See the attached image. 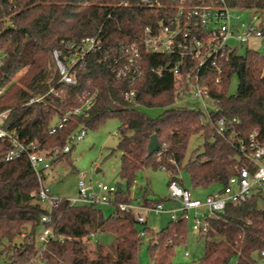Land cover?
I'll return each mask as SVG.
<instances>
[{
    "label": "trees",
    "instance_id": "1",
    "mask_svg": "<svg viewBox=\"0 0 264 264\" xmlns=\"http://www.w3.org/2000/svg\"><path fill=\"white\" fill-rule=\"evenodd\" d=\"M129 1L128 5L123 2ZM137 0H0V20H9L0 31V113L7 117L0 127L13 131L25 143L39 149L63 147L71 134L80 129H97L109 119H118L117 148L122 153L119 176L126 189L116 192L115 204L138 202L155 206L161 199L133 197V182L145 170L169 173L184 186L180 171L185 169L194 190L218 186L222 191L238 168H253L241 151V144L258 131L264 144V53L248 49L225 50L221 73L212 69L207 82L211 97L217 100L218 114L237 118V134L221 136L215 125L202 119V112L176 103L178 79L165 67L175 60L167 54L149 53L143 62V75L135 82L118 79L110 60L87 54L75 69V83L61 82L52 51L58 49L66 61L68 42L99 36L104 48L135 40L146 26L157 25L164 10L136 5ZM168 3L169 1L166 0ZM230 7L257 12L264 17V0H227ZM162 68L161 74L156 69ZM238 77V88L230 93L231 77ZM221 77L220 83L215 78ZM54 90V91H53ZM134 91L131 101L125 93ZM58 91V94H55ZM32 97L41 101L29 103ZM90 103L87 104V101ZM142 108H163L152 117ZM80 109V113L73 111ZM67 113L66 126L50 130ZM216 117L217 115L214 114ZM156 134L161 147L149 155L148 143ZM203 141L188 157L195 135ZM12 145L0 138V255L3 264H26L37 252V235L42 217L51 219L55 237L44 253L46 264H138L144 238L152 264L174 263L176 250L186 242L187 219L170 220L161 230L138 223L130 212L115 210L106 215L99 206L70 205L63 200L50 208L37 195L39 178L26 153L5 160ZM73 149V147H72ZM71 149V151H72ZM71 151L53 163L70 157ZM51 165V166H52ZM44 179V174L42 175ZM192 190L191 188H189ZM204 253L195 264H257L254 257L264 251V189L238 204L227 203L225 212L208 217ZM146 232V236L141 235ZM96 235L93 248L83 238ZM59 236H64L63 240ZM21 237L24 243L13 245Z\"/></svg>",
    "mask_w": 264,
    "mask_h": 264
},
{
    "label": "built area",
    "instance_id": "2",
    "mask_svg": "<svg viewBox=\"0 0 264 264\" xmlns=\"http://www.w3.org/2000/svg\"><path fill=\"white\" fill-rule=\"evenodd\" d=\"M137 0L136 5L151 9L164 10L157 25L146 26L144 33L135 40L127 43H120L116 46L104 48L102 39L99 36L85 37L80 42L66 43L73 49L66 61L61 58L58 49L52 51L53 58L60 75L61 82L65 84L75 83V67L89 53L100 55V61L110 60L113 63V72L116 78L128 80L130 83L137 81L144 73L143 62L146 55L156 53L167 54L174 58L175 62H167L165 67L175 76L178 81L176 91V103L183 104L188 99L198 103V110L202 112V119L215 125L216 131L221 136L234 137L237 132L235 125L237 118L229 119L218 114L217 100L210 94V85L207 79L212 69L221 73V57L225 50L237 49L228 44V40L234 39L243 44L251 37L261 39L263 51H259L258 57L264 53V17L257 12H250L251 18L244 22L239 9L229 6L227 0ZM128 5L129 1L123 2ZM9 20H0L1 28L8 27ZM162 68L156 69L161 74ZM221 77L217 75L216 83H220ZM54 91V90H53ZM2 92V91H0ZM58 94V91H55ZM134 91L125 93V100L131 101ZM42 97H32L29 103L41 101ZM211 102V103H209ZM90 100L87 101V104ZM80 113V109L73 111ZM214 114H216V117ZM70 116L67 113L50 130L53 134L66 126ZM7 117V112L0 113V121ZM86 134L85 129H80L71 134L69 141L63 147L50 149H39L33 142L29 144L18 139L13 131H7L0 127V138L8 139L12 145L10 153L5 160L26 153L36 175L39 178V191L37 193L40 201L50 208L56 207L63 200L70 205H104L110 204L122 211L130 212L138 223L147 222L146 211H165L163 202L155 206H143L140 203H117L115 204L117 185L110 186L103 182L86 181L82 174L78 181V194L75 197L65 198L54 194L42 178L44 171L51 167L52 163L60 156L69 153L72 147L81 141ZM258 131L250 134L248 142H242L241 151L253 168L241 167L237 175L230 178L228 185L222 191H216L206 196L204 200L195 198L189 188L181 186L173 180L168 184V198L178 204L177 208L170 209L173 220H189L190 210H197L201 207L208 209V215L201 218L195 216L192 229L205 233L208 230V217L218 216L225 212L227 203L238 204L251 197L260 189H264V144L257 140ZM136 186V180L133 187ZM42 230L37 235V252L26 264H46L43 260L44 253L50 240L55 233L49 222L48 216L42 217ZM141 235L146 236L145 231ZM63 240L64 236H59ZM83 242L95 244L96 235L86 236ZM188 255V252H186ZM258 257L264 264V251L258 253Z\"/></svg>",
    "mask_w": 264,
    "mask_h": 264
},
{
    "label": "rangeland",
    "instance_id": "3",
    "mask_svg": "<svg viewBox=\"0 0 264 264\" xmlns=\"http://www.w3.org/2000/svg\"><path fill=\"white\" fill-rule=\"evenodd\" d=\"M239 13L244 22L250 20V11L239 10ZM228 44L237 48L239 54H245L248 49L263 51L261 39L257 37H251L247 43L243 44L234 39H230L228 40ZM237 88L238 77L234 74L230 79V93H236ZM179 105L189 109L198 108V103L193 99H188L183 104L175 103L173 106ZM142 110L152 117H156L164 111L163 108H142ZM119 125V120L114 118L107 120L97 129H87L84 138L73 146L69 160H60L44 171V183L50 187L54 194L65 198L77 196L78 181L82 174L85 175V179L88 182L92 181L95 184L97 182H103L110 186H116L118 182H122L123 188L126 189V182L121 181L119 176L122 156V153L117 148ZM202 141L203 138L199 136V134L192 137L187 151L188 157ZM179 176L182 178L184 186L192 189L189 174L185 169L180 171ZM168 180L169 173L163 169L151 171L149 176H146L145 173H140L136 179V186L131 189L133 197L138 201L142 200L143 197L150 200H163L165 211L155 212L144 210L149 227L155 231L163 229L169 221L172 220L169 210L178 207L176 202L168 198ZM192 190L194 191V189ZM213 190H219V187L213 186L209 189L194 193L195 196L204 200ZM99 208L102 209L106 215H109L115 210V207L110 204L100 205ZM202 215H208V209L206 207L190 210L187 240L177 248L173 258L174 263L195 264L203 255L204 238L199 231L192 229L195 216L201 218ZM37 243L39 244V242ZM148 244L149 237H145L140 248L138 264H152V259L148 251ZM89 247H94L93 242L89 244ZM186 252H188V255H186ZM254 257L257 259V264H262L257 254H255ZM0 264H3L1 255ZM230 264H236V260H232Z\"/></svg>",
    "mask_w": 264,
    "mask_h": 264
},
{
    "label": "water",
    "instance_id": "4",
    "mask_svg": "<svg viewBox=\"0 0 264 264\" xmlns=\"http://www.w3.org/2000/svg\"><path fill=\"white\" fill-rule=\"evenodd\" d=\"M161 147V143L157 137L156 134H153L150 138V141L148 143V153L149 155L153 154L154 152H156L159 148ZM145 175L149 176V173L147 170H145ZM123 185L122 182H118L117 183V189L122 190ZM24 243L23 239L21 237H18L14 240L13 245H17L18 247H20L22 244Z\"/></svg>",
    "mask_w": 264,
    "mask_h": 264
},
{
    "label": "crops",
    "instance_id": "5",
    "mask_svg": "<svg viewBox=\"0 0 264 264\" xmlns=\"http://www.w3.org/2000/svg\"><path fill=\"white\" fill-rule=\"evenodd\" d=\"M200 190H201V189L194 190V191L191 190V191H192V194H193V196H194L195 198H199V197L195 196V193H194V192H199ZM216 191H218V190H213L211 193H214V192H216ZM211 193H209V194H211ZM209 194H208V195H209ZM208 195H207V196H208ZM199 199H200V198H199Z\"/></svg>",
    "mask_w": 264,
    "mask_h": 264
}]
</instances>
